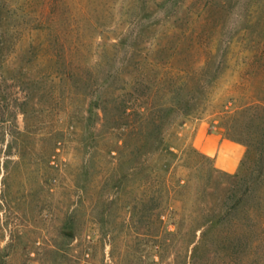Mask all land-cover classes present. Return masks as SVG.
<instances>
[{
    "label": "rangeland",
    "instance_id": "1",
    "mask_svg": "<svg viewBox=\"0 0 264 264\" xmlns=\"http://www.w3.org/2000/svg\"><path fill=\"white\" fill-rule=\"evenodd\" d=\"M170 45L213 53L201 110L165 130L177 157L158 188L113 97L153 59L207 57ZM258 105L264 0H0V264H264V187L244 200L234 177ZM217 135L243 148L233 171L235 148L201 150Z\"/></svg>",
    "mask_w": 264,
    "mask_h": 264
},
{
    "label": "trees",
    "instance_id": "2",
    "mask_svg": "<svg viewBox=\"0 0 264 264\" xmlns=\"http://www.w3.org/2000/svg\"><path fill=\"white\" fill-rule=\"evenodd\" d=\"M159 54H166L172 48L170 56L184 51L204 52L207 57L203 61H155L149 62L153 67L162 68L156 74L139 72L133 77L131 90L122 87L123 93L113 97L120 114L118 125L114 128L124 130V148L130 149L137 157V165L142 171L150 169L154 172V183L158 188L170 185L168 176L175 166L170 162L177 156L166 146V129H172L177 121L201 110V98L210 85L203 71L208 65V57L213 49L202 45L162 46ZM194 64V65H193ZM193 67V68H191ZM191 68V69H190ZM165 69H168L164 71ZM199 69V70H198ZM110 77L115 76L111 75ZM204 78V80H202ZM164 91V92H163ZM167 94L170 101L167 105L160 103V96ZM264 109V105H258ZM259 125V137L245 138L247 153L239 174L234 177L244 187V200L252 197L254 184L264 187V122ZM165 154V155H164ZM254 166L260 173L256 180L248 177V171ZM164 174V175H163ZM234 191V190H233ZM226 198H235L234 192Z\"/></svg>",
    "mask_w": 264,
    "mask_h": 264
},
{
    "label": "crops",
    "instance_id": "3",
    "mask_svg": "<svg viewBox=\"0 0 264 264\" xmlns=\"http://www.w3.org/2000/svg\"><path fill=\"white\" fill-rule=\"evenodd\" d=\"M225 146H231L236 149V153L233 155H230V157L234 160L235 164L233 167H227L229 171L235 170L237 163L241 159L243 155V148L240 147L238 143L235 144V142L223 137L222 135H217V141L213 143V145L208 144H202L201 150L208 154V155H214L217 157V161L223 159L224 155L228 154V151L226 150Z\"/></svg>",
    "mask_w": 264,
    "mask_h": 264
}]
</instances>
